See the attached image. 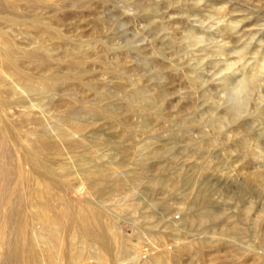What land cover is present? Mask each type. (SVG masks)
<instances>
[{
    "label": "rangeland",
    "instance_id": "374dc122",
    "mask_svg": "<svg viewBox=\"0 0 264 264\" xmlns=\"http://www.w3.org/2000/svg\"><path fill=\"white\" fill-rule=\"evenodd\" d=\"M63 3L52 10L48 20L53 21V27L59 28L66 39L38 33L24 23L12 29L15 42L27 49L47 38L45 45L53 57H61L65 49L90 47L99 51L105 62L126 60L133 70L128 73L131 81L139 78L147 90L161 92L172 81L175 85L178 83L175 96L186 105L184 111L188 112H183L185 116L179 121L175 119V123L154 131L137 128L134 139L127 137L128 143H125L132 149H113L102 143L106 139L116 140L112 135L104 129L90 131L105 120L80 109V103L121 114L134 101L133 96L115 88L97 65L91 67V72L95 79H105L102 91L106 94L94 96L75 85L65 97L67 103L74 105V119L90 126V130L73 136L76 139L84 135L90 141L85 151L93 164L109 167L117 178L128 180L123 190L97 193L87 180L92 178L93 170L81 174L76 157L80 149H63L56 158L48 156L52 163L54 159L57 162L52 164L56 170L59 164H66L75 173L70 182L73 189L66 192V200L76 207L92 209L91 216L95 213L93 207H97L105 222L120 233L119 241L128 250H125L127 254H105V260L111 264L151 262L160 255L166 258L173 255L172 250L181 243L214 237L249 255L256 253V263L264 264V250L253 244L252 235V229L259 228V219L264 213V188L258 180L250 181L239 170L243 165L249 172H259L264 179V0H63ZM176 26L182 32H176ZM3 27L10 30L7 24ZM165 64L172 65L174 71L165 70ZM244 76L256 80L246 79L248 87L242 91L239 79H245ZM98 89L101 91V87ZM60 91L58 96L63 94V89ZM57 95L51 96L53 107L42 109L37 101L28 105V108L31 106L26 110L29 121L23 124L22 131L29 132L33 140V134L40 131L34 119H43L50 137H56L66 128L65 108L58 103ZM190 97L195 98L194 105L190 104ZM156 102L159 107H166V102ZM187 106L190 109L186 110ZM13 111L16 109L8 110L7 115L16 122ZM239 137L252 143L255 140L258 149H221L233 148ZM215 142L224 144L199 149L201 144ZM155 167L157 174L176 176L178 183L168 187L151 186L148 182L156 172ZM25 168L28 172L29 167ZM140 171L142 176L134 180ZM185 178L188 180L184 181ZM35 180L31 184L37 182L42 187L41 180L37 177ZM205 207L216 213L214 226L208 230L198 227L187 230L184 219ZM234 223L242 232L241 237L220 234L222 228L227 229ZM114 233V228L107 231L109 236ZM94 252V249L85 250L87 262H94ZM231 253L224 245L205 249L203 258L192 264H248L251 261L250 257L243 259ZM190 258L191 255L183 256L180 264H187Z\"/></svg>",
    "mask_w": 264,
    "mask_h": 264
},
{
    "label": "bare ground",
    "instance_id": "6f19581e",
    "mask_svg": "<svg viewBox=\"0 0 264 264\" xmlns=\"http://www.w3.org/2000/svg\"><path fill=\"white\" fill-rule=\"evenodd\" d=\"M61 2L63 3V0H0V264H111L105 260V254L111 253L114 256L127 254L125 251L127 249H124L123 244L119 241L120 233L116 227L105 222L100 209L93 207L95 213L91 216L90 210L92 209H88L86 206L76 207L66 200V192L73 189L71 180L75 173L70 172L66 164H57L58 169L56 170L57 167H52L55 159L52 158L54 159V163H52L51 157H48L61 156L63 149H80L81 151L77 153L76 157L80 163L78 166H80L81 174H85V172L88 174L91 169L93 170L92 178L89 177L87 180L90 181L91 187L97 193L123 190L128 182V180L117 178L113 169L94 165L91 157L85 151L88 149L90 141L84 135H80L76 139L73 136L74 133L82 134L84 131L90 130L88 124L74 119L76 115L74 105L70 102L67 103L65 98L73 86L83 87L88 92L91 91L94 96L95 94L99 96L106 94L102 91L106 84L105 79H95L97 77L94 78L91 67L98 65L101 74L107 75L106 80L108 78L115 88L122 93L129 92L134 98V101H131L121 114L110 113L104 108L89 106L85 102L80 103V109L105 120L104 124L90 131L104 129L108 135H112L116 140L106 139L102 140V143L108 144L113 149H132L133 147L125 143L128 140L127 137L129 140L134 139L137 135V128L154 131L155 128L160 129L167 124H172L175 119L179 121L185 116L183 112H187L184 111L186 105H182L178 97L175 96L178 94L176 91L178 83L175 85V81H172L173 83L171 82L167 85L168 88L161 92L153 91L154 89L147 90L140 84L139 78L134 77L135 80L131 81L128 73L133 70L126 60H119L115 63L105 62L103 56L99 55V51L95 52L94 48L90 47L87 49H65L61 51V57H53L51 49L45 45L47 38L43 41L45 43H35L31 48L26 47L27 49L22 48L23 46L20 47L19 42L18 44L15 42L12 29L24 23L30 24L38 33L44 32V34L55 35L61 40L66 39L61 34L62 32H59V28L53 27L51 24L53 21L49 22L48 18L52 10L58 8ZM63 6H65L64 3ZM97 16H99L98 13ZM3 24H7L10 30H6ZM56 25L58 26V24ZM174 30L182 32L178 26ZM163 66H166L165 70H173L170 64ZM246 79L256 80L254 77L239 79L241 86H239V82L238 86L242 91L247 89L245 87L249 80L245 81ZM98 87H101V91ZM61 89H63V94L58 96ZM52 95H57L58 103H62L65 108L63 120L66 128L61 130L56 137H50L46 133L43 119H34V124L40 128V131L37 130L38 132L33 134L35 138L33 140L29 132L30 135L22 131L23 124L27 123L29 119L28 111H26L28 105L32 101H37L35 103H39V107L42 109L53 107ZM189 100L190 104H193L195 98L190 97ZM156 101L166 102L167 108L159 107ZM173 103L175 104L173 105ZM10 109L18 110L17 112L13 111L16 114L14 119L16 122H13L7 115V111ZM188 109L190 107L186 108V110ZM216 121L221 122V118H217ZM235 136L237 137V135ZM187 137L189 138L188 134ZM39 139H43L42 142H39ZM254 143H256L255 140L252 143L246 138L239 137L235 139L233 148L226 146L221 149H258V145ZM223 144L220 142L219 144L216 142L201 144L199 149L210 148V146L221 147ZM25 166L29 167L28 172H25L27 170ZM239 170L250 181L256 180L257 182L258 180V183L260 182L259 184L264 188V179L261 173L259 175V172L257 174L249 172L243 165L239 167ZM154 172V176H150L151 179L148 178V183L151 186L168 187L178 183H176V176L157 174V167ZM141 176L142 172L136 173L133 179H139ZM35 177L41 180L42 187L37 182L31 184ZM185 180L188 179L185 178ZM197 196L199 197V195ZM205 208L184 219L187 230H195L196 227L208 230L214 226L217 218L216 213ZM259 220V228L256 231L254 228L252 229L255 240L253 244L264 250V213ZM237 227L234 223L227 229L222 228L220 234L241 237L243 234ZM110 228L115 229L112 236L107 234ZM180 237L182 236L180 235ZM225 241L214 237L198 242L189 240L181 243L182 245L175 251L172 250L173 255H169L167 258L166 255H160L154 260L152 258L151 262L143 261L138 264H180L185 255H191L190 261H186H188L187 264H192L203 258L205 249L210 250L222 245L226 247L227 252H234L240 258L250 257L251 261L248 264H258L254 260L256 253L249 255L239 248L228 246ZM86 249L95 250L92 255L93 263L87 262L89 258L86 261ZM254 249L255 247H253V251ZM162 254L164 253L162 252ZM134 262L127 264H137Z\"/></svg>",
    "mask_w": 264,
    "mask_h": 264
}]
</instances>
